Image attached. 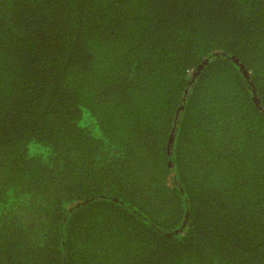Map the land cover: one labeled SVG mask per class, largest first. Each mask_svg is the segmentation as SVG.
Masks as SVG:
<instances>
[{
	"label": "trees",
	"instance_id": "16d2710c",
	"mask_svg": "<svg viewBox=\"0 0 264 264\" xmlns=\"http://www.w3.org/2000/svg\"><path fill=\"white\" fill-rule=\"evenodd\" d=\"M0 264H264V0H0Z\"/></svg>",
	"mask_w": 264,
	"mask_h": 264
}]
</instances>
